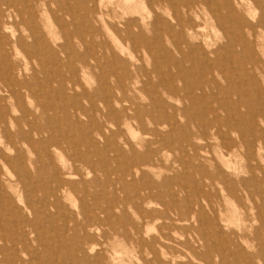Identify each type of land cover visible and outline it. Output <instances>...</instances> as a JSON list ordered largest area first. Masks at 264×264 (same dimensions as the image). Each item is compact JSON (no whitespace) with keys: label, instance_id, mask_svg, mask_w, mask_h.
Here are the masks:
<instances>
[{"label":"bare ground","instance_id":"bare-ground-1","mask_svg":"<svg viewBox=\"0 0 264 264\" xmlns=\"http://www.w3.org/2000/svg\"><path fill=\"white\" fill-rule=\"evenodd\" d=\"M66 1L69 0H0V30L1 26L5 28L14 18L22 19L26 15L37 27L41 14H47L51 4H57V13L73 15L76 7L70 3L64 4ZM91 1L94 4L88 8L89 13L95 16L98 11L95 24L101 23L106 28L113 24L112 28L116 30L114 40L121 48L122 43L117 37L121 19H117L114 11L112 14L104 13L112 7L114 0ZM133 1L124 0L136 13L138 7H143L147 16L128 19L125 32L133 34L132 30L137 28L139 40L145 37L149 39L140 42V45L148 47L149 52V44H155L160 58H153L147 82L153 85L154 91L149 98H144L141 96L143 90L137 86L139 76L133 80L132 74L125 72L127 78L116 75L114 90L107 91L100 84L94 96L86 92L89 103L97 111L95 101L100 100L109 111V116H114L119 106L112 124L118 127L122 144L133 156L134 171H140L143 178L156 168H162L165 157L175 153L184 143L190 150L181 151L187 155L188 164L193 166L194 175L192 185L188 186L192 187V191H189L191 197L184 198L182 204L175 201L170 208L157 192L155 181H151V185H135L133 194L141 202L140 206H135L134 212L139 217L126 243L132 248V255L143 264H264V0H144L140 6H134ZM159 10L168 17L161 15ZM98 26L89 35L90 40L83 33L70 38L87 50L86 57L78 58V73L96 71L107 56L116 62L119 59L116 49L113 51L109 47L106 51L108 45L102 41ZM208 27L215 34V40L209 36ZM160 29L177 35V40L172 41L171 50L165 49L157 41ZM45 30L50 37H56L52 30ZM3 36L0 32V43ZM91 40L95 41V46L88 50L86 43ZM5 51L3 59L8 63L0 73V105L7 99L17 101L13 84L18 83L16 77L28 69L10 62L9 50L6 48ZM161 63H171L177 68V73L170 72V78H166ZM188 66L197 70L196 74L200 73L198 80H194V72H185ZM137 72H132L133 76ZM209 75L213 78L208 81ZM225 78L226 86L222 83ZM3 93L5 95H1ZM230 94L238 97L237 102L230 100ZM168 99L198 102L202 109L205 107L206 117L196 108L197 103L192 102L194 104L190 108L189 105L176 108L168 103ZM166 107H170L172 112H168L169 109L165 111ZM194 111L198 118L197 115L196 118L193 116ZM0 115L8 118L5 123L17 125V132L21 130L19 120H14L11 114L6 117L1 111ZM177 116L185 119L184 125L176 119ZM28 123L26 125L31 134L38 131L34 123ZM135 124L143 130L144 138L129 141L121 131L122 126L124 131L126 129L127 133L136 137ZM6 129L7 125L0 124L1 132ZM180 130H187L186 135L180 136L182 139L177 133ZM37 133L40 143L58 150L62 137L52 135L53 132L51 134L45 129ZM10 144L14 143L8 140L5 146ZM239 152L242 153L243 162L230 163L229 158ZM183 161L177 159L179 163ZM0 164L6 165L3 155L0 156ZM94 169V172L102 171ZM104 172L109 175L108 171ZM53 183L50 198L59 200L66 197L72 200V192H68L67 187L70 186V190L74 188L71 187L72 183L64 182L59 177ZM75 185L78 186V183ZM182 191L185 190L180 189ZM230 202L235 204V214L228 207ZM151 205H160L159 208L163 207V210L151 208ZM108 208L96 211L95 219L98 222L108 221L116 214L114 206ZM156 223H159V231L151 235L149 226ZM167 231L188 232L182 243L189 251L186 260L179 261L169 251L171 243L177 241L169 238ZM84 236L86 240L89 239L87 232ZM145 236L148 238L146 242ZM4 237L7 238V235ZM106 237L104 245L109 244V237Z\"/></svg>","mask_w":264,"mask_h":264},{"label":"rangeland","instance_id":"rangeland-1","mask_svg":"<svg viewBox=\"0 0 264 264\" xmlns=\"http://www.w3.org/2000/svg\"><path fill=\"white\" fill-rule=\"evenodd\" d=\"M143 1L134 0L133 5L140 6ZM66 3L76 7L73 15L57 13V4H51L48 6L49 12L41 14L37 27L27 15L22 19L14 18L5 28L1 26L0 32L4 34L1 43L5 47L2 45V49L0 46V73L8 63L3 59L6 48L9 50L10 62L28 69L16 77L19 82L13 84L17 101L7 99L0 105V112L3 111L6 117L11 114L13 119L19 120L21 124V130L17 132V125L5 123L8 118L0 115V124L7 125L5 132L0 131V156L3 155L6 163L4 166L0 164V264H143L132 255V248L126 243V239L133 233L132 226L139 217L134 212L135 206H140L141 202L134 196L132 188L135 185H151V181H155L157 192L169 208L173 207L175 201L176 204H182L184 198L191 197L189 191H192V187L188 186L192 185L194 171L193 166L188 164L190 162L187 155L181 150L189 152L190 149L184 143L175 153L165 157L162 168H156L146 178L141 176L140 171H134L133 156L122 144L118 127L112 124L119 106L116 107L114 116H109V111L99 100L95 101V111L86 92L94 96L100 84L107 91L114 90L116 75L125 76V72H128L132 74L133 80L139 76L137 86L143 90L141 96H151L154 88L147 82L151 75L152 60L160 56L156 53L155 44H149L150 52L148 47L140 45V42L149 39L145 37L139 40L137 28L132 30L133 34H127L124 27L128 19L147 16V12L140 6L136 13L124 0H114L112 7L104 11L111 14L114 11L117 19H121L119 29L117 28L119 34L116 33L122 43L120 48L114 40L113 33L116 30L112 28L113 24L108 28L101 23L95 24L94 19L98 16V11L95 16L88 11V8L93 6V1L69 0L64 2ZM159 12L168 17L164 11ZM149 22L150 20L147 23ZM97 26L101 28L102 41L108 45L106 51L109 47L113 51L116 49L119 59L116 62L107 56L96 71L78 73V58L83 55L86 57L87 50L70 38L83 33L90 40L89 35ZM45 29L52 30L56 37H50ZM208 32L211 39L215 40V34L210 27ZM176 40V34L159 30L157 41L161 42L165 49L171 50L172 41ZM88 42L86 44L90 50L95 46V41ZM194 56L200 60L197 54ZM161 68L166 73V78H170V72L177 73V68L171 63H161ZM135 71L139 72L133 76L132 72ZM196 71L189 66L185 70L194 72V80H198L200 73L196 74ZM108 74L110 75L107 76ZM212 78L213 76L209 75L207 79L209 81ZM155 80L158 81V77ZM222 83L227 85L226 78ZM229 97L232 101L238 100L235 95L230 94ZM168 101L176 108L185 105L190 108L192 104L197 103L196 108L206 117L205 107L202 109L198 102H180L177 99ZM168 109V112H172L170 107L164 110ZM242 110L246 112L245 108ZM196 115L198 118L199 115L194 111L195 118ZM178 117L181 116L176 119ZM195 118L192 117V120ZM179 120L180 124L184 125L185 119L178 118ZM26 122L34 123L38 131L45 129L51 134L53 132L52 135L62 137L57 146L58 150L48 147L46 143H40V137L36 136L40 132L34 131L31 134ZM122 128L123 135L129 141L144 138L143 130L136 124L133 126L136 137L127 133L126 129L124 131L123 126ZM186 132L187 130L177 131L180 133L179 137L186 135ZM8 140L14 144L5 146ZM175 158L184 161L179 163ZM229 161L243 162L242 153L232 155ZM169 164L172 167H168ZM94 168L102 171L94 172ZM104 171H108L109 175ZM58 177L64 182L72 183L71 187L74 188L71 190L70 186L66 185L69 187L68 192H72V200L66 197H60L59 200L50 198V189L53 190V182ZM75 183H78L79 188ZM180 189L185 191L180 192ZM108 206H114L116 214L108 221L98 222L95 219L96 211L110 209ZM234 206V203L228 206L232 214L236 213ZM150 207L163 210V207L159 208L160 205ZM158 224L149 226L151 235L158 233ZM85 232L88 234V240L84 236ZM167 232L169 238L177 241L171 243L169 251L179 261L186 260L189 251L182 243L188 232ZM105 236L109 237V244L104 245ZM144 238L146 242L148 238Z\"/></svg>","mask_w":264,"mask_h":264}]
</instances>
